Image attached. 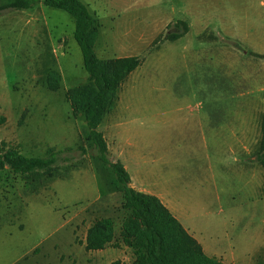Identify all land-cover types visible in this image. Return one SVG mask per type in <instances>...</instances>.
Instances as JSON below:
<instances>
[{"label":"rangeland","instance_id":"1","mask_svg":"<svg viewBox=\"0 0 264 264\" xmlns=\"http://www.w3.org/2000/svg\"><path fill=\"white\" fill-rule=\"evenodd\" d=\"M101 59L138 56L98 126L107 155L168 191L182 223L224 264H264V0H81ZM185 20L187 31L174 22ZM73 18L42 0L0 12V143L25 156L62 150L50 172L0 170V264H128L130 211L92 151L79 108L91 87ZM76 89V91H75ZM86 149L82 154L78 147ZM245 146L249 154L242 149ZM188 223V224H187ZM91 229L109 231L101 251ZM112 253L110 259L100 255ZM220 253V255L218 254Z\"/></svg>","mask_w":264,"mask_h":264},{"label":"trees","instance_id":"2","mask_svg":"<svg viewBox=\"0 0 264 264\" xmlns=\"http://www.w3.org/2000/svg\"><path fill=\"white\" fill-rule=\"evenodd\" d=\"M37 1L0 0V12L6 9H27ZM42 4L64 10L73 18V38L80 49L82 66L91 83L78 105L83 113L93 154L112 171L114 177L111 184L119 189L124 207L130 211V220L124 225L122 237L134 249L135 257L129 264H224L203 251L200 243L157 196L135 190L130 185L129 174L122 162L112 160L107 155V142L98 126L105 113L114 106L121 83L141 64L142 59L134 55L99 58L93 46L95 19L81 0H42ZM174 27H180L181 31L167 34L169 40L182 36L188 24L179 19L174 22ZM259 130V152L256 159L264 171V115L259 122ZM78 149L82 154L86 153L85 148L80 146ZM64 152L56 150L42 157L25 156L1 142L0 170L8 168L20 174L50 172L59 160L68 159V156L61 155ZM110 240L109 231L91 229L87 232L84 249H103ZM112 264L119 262L114 261Z\"/></svg>","mask_w":264,"mask_h":264},{"label":"crops","instance_id":"3","mask_svg":"<svg viewBox=\"0 0 264 264\" xmlns=\"http://www.w3.org/2000/svg\"><path fill=\"white\" fill-rule=\"evenodd\" d=\"M242 149L245 150L246 153L249 154V150H246L245 146H242ZM120 160V157H118ZM123 166L125 167L126 171L129 174V178H130V185L137 191H141L144 193H149V194H153L155 196H157L159 198V200L168 208V210L173 214V216L182 224V226L187 230V232L193 236V233H190V226L184 224L181 222V220H185L184 218H181V215L178 213V210L175 208V206L172 204L171 199L168 197L169 192L172 190L171 189V184L169 183L168 179H165V187L167 188L168 191H163L161 189H159V187H157V183L153 182V183H149L145 180V178L143 177L142 174H140L139 172H137V170L135 169V167H131V170L129 169V166L127 164H125L124 161H121ZM264 172V171H263ZM264 182V180H263ZM181 218V220H180ZM188 224V223H187ZM260 238V244L256 245L254 247V249L252 250V252H247L244 251V254L242 253V255L238 254L236 255L234 253V251L230 248L228 250V252L223 251L221 254V256L226 259V260H241L242 257L245 258V256L251 255L254 251H256L257 247H259L262 242L264 241V237L263 234H261ZM194 237V236H193ZM195 238V237H194ZM196 239V238H195ZM197 240V239H196ZM198 241V240H197ZM199 242V241H198ZM200 243V242H199ZM201 245V243H200ZM203 251L205 252V249L203 248V246L201 245ZM103 249H99V250H92V251H101ZM206 253V252H205ZM251 253V254H250ZM207 254V253H206ZM220 255V253H218ZM208 255V254H207ZM104 256H108L110 259V257L112 256V253H106L103 256L100 255L97 258L99 259H103ZM212 256V255H209ZM112 264V263H111ZM129 264V263H128Z\"/></svg>","mask_w":264,"mask_h":264}]
</instances>
